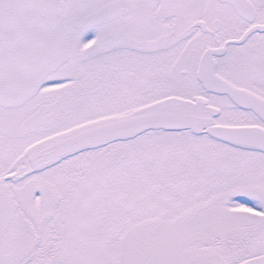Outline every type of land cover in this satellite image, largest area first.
<instances>
[{
    "label": "snow or ice",
    "instance_id": "snow-or-ice-1",
    "mask_svg": "<svg viewBox=\"0 0 264 264\" xmlns=\"http://www.w3.org/2000/svg\"><path fill=\"white\" fill-rule=\"evenodd\" d=\"M0 264H264V0H0Z\"/></svg>",
    "mask_w": 264,
    "mask_h": 264
}]
</instances>
